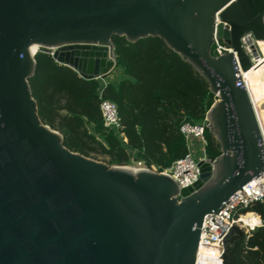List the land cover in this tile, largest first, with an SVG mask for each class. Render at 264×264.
Instances as JSON below:
<instances>
[{
    "label": "water",
    "instance_id": "95a60500",
    "mask_svg": "<svg viewBox=\"0 0 264 264\" xmlns=\"http://www.w3.org/2000/svg\"><path fill=\"white\" fill-rule=\"evenodd\" d=\"M250 32L264 41V0H0V264H196L205 217L264 172L239 69L252 67ZM114 35L161 37L209 82L221 154L199 162L193 186L73 151L39 116L34 44L105 79L117 66ZM217 40L234 51L220 54Z\"/></svg>",
    "mask_w": 264,
    "mask_h": 264
},
{
    "label": "trees",
    "instance_id": "16d2710c",
    "mask_svg": "<svg viewBox=\"0 0 264 264\" xmlns=\"http://www.w3.org/2000/svg\"><path fill=\"white\" fill-rule=\"evenodd\" d=\"M117 68L124 78L104 82L87 79L59 63L51 53L37 52L29 82L45 124L60 131L65 145L76 152L108 156L123 165L131 155L161 169L184 157L188 146L181 125L201 122L207 114L209 82L171 49L164 39L148 36L132 42L114 35ZM118 106L128 142L105 126L101 98ZM207 152L216 158L221 146L207 129ZM264 219V205L254 207ZM250 221L259 222L255 213ZM224 264H264V226L254 231L234 225L224 243Z\"/></svg>",
    "mask_w": 264,
    "mask_h": 264
},
{
    "label": "built area",
    "instance_id": "2783aa9c",
    "mask_svg": "<svg viewBox=\"0 0 264 264\" xmlns=\"http://www.w3.org/2000/svg\"><path fill=\"white\" fill-rule=\"evenodd\" d=\"M217 41L220 54L234 51L233 47L228 46L223 41ZM242 44L246 53L250 57L252 67L257 66L264 58V52L260 42L256 39L254 34L250 32L242 37ZM51 55L53 56L54 52H51ZM239 69L243 85L247 87L250 93L264 136L263 123L260 119L251 90L245 80L244 71H242L241 66ZM100 98V109L105 126L109 129L116 130L124 141L128 142V138L123 130L124 124L121 120L117 104L110 99L103 98L102 95ZM207 129H209L207 114L205 119L201 122L185 121L181 125L180 130L186 138L188 152L184 157L175 160L170 167L161 169L155 164H148L145 160L137 158L136 153H133L130 161L123 164V166L132 168L136 171L153 169L159 172H164L172 176L178 182L181 189L193 186L201 177V166L199 162L203 160L204 162L212 163L215 160V158L210 157L207 152ZM192 140H198L203 145V155L199 159H196L192 152ZM208 159L210 161H206ZM235 194L232 196L231 202L218 214L211 213L205 217L196 264H224L225 239L234 225L240 226L245 229L246 232H251L264 226L263 216L260 212L254 209L258 204L264 205V172L253 178L252 181L246 184L243 189L238 190ZM249 211H252L259 216L260 221L246 222L245 220H242L243 214L248 213Z\"/></svg>",
    "mask_w": 264,
    "mask_h": 264
},
{
    "label": "bare ground",
    "instance_id": "6f19581e",
    "mask_svg": "<svg viewBox=\"0 0 264 264\" xmlns=\"http://www.w3.org/2000/svg\"><path fill=\"white\" fill-rule=\"evenodd\" d=\"M240 5L245 8L246 3L249 0H238ZM263 52H264V41L261 42ZM42 46L39 44H34L32 49V54H36L41 50ZM264 55V53H263ZM245 80L251 90L253 99L255 101L260 119L264 127V58L259 62L257 66L249 68L244 71ZM253 217L252 212L243 214L242 220L251 219Z\"/></svg>",
    "mask_w": 264,
    "mask_h": 264
},
{
    "label": "rangeland",
    "instance_id": "374dc122",
    "mask_svg": "<svg viewBox=\"0 0 264 264\" xmlns=\"http://www.w3.org/2000/svg\"><path fill=\"white\" fill-rule=\"evenodd\" d=\"M117 71H119V70L117 69ZM191 149H192V152L194 153V156L196 159H199L203 155V145L198 140H192ZM92 157L97 159V160L106 162V163H109V159H110L108 156L102 155V154H92ZM114 165H117V164H114ZM245 214H247V213H245ZM245 221L248 222V219H246Z\"/></svg>",
    "mask_w": 264,
    "mask_h": 264
},
{
    "label": "crops",
    "instance_id": "0c3cea01",
    "mask_svg": "<svg viewBox=\"0 0 264 264\" xmlns=\"http://www.w3.org/2000/svg\"><path fill=\"white\" fill-rule=\"evenodd\" d=\"M117 69L119 71H117ZM124 74H123V70L121 68H117L115 67L112 71V73L107 76L105 79H102L104 82H108V81H118L121 80L122 78H124Z\"/></svg>",
    "mask_w": 264,
    "mask_h": 264
}]
</instances>
